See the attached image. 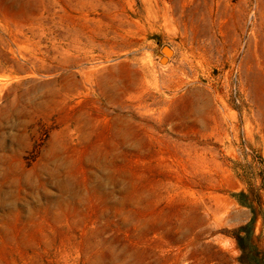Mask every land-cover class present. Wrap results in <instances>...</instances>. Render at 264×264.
<instances>
[{
	"label": "rangeland",
	"instance_id": "rangeland-1",
	"mask_svg": "<svg viewBox=\"0 0 264 264\" xmlns=\"http://www.w3.org/2000/svg\"><path fill=\"white\" fill-rule=\"evenodd\" d=\"M0 264H264V0H0Z\"/></svg>",
	"mask_w": 264,
	"mask_h": 264
},
{
	"label": "water",
	"instance_id": "water-1",
	"mask_svg": "<svg viewBox=\"0 0 264 264\" xmlns=\"http://www.w3.org/2000/svg\"><path fill=\"white\" fill-rule=\"evenodd\" d=\"M163 52H164V54L166 55V56H170L171 55V51L170 50H168V49H164L163 50ZM165 61H166V59L164 58V59H162V63H165Z\"/></svg>",
	"mask_w": 264,
	"mask_h": 264
}]
</instances>
